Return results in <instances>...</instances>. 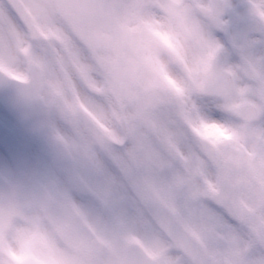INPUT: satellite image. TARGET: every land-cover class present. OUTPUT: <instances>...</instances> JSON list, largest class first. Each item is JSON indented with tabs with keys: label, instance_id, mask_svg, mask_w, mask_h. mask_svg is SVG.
I'll use <instances>...</instances> for the list:
<instances>
[{
	"label": "clouds",
	"instance_id": "obj_1",
	"mask_svg": "<svg viewBox=\"0 0 264 264\" xmlns=\"http://www.w3.org/2000/svg\"><path fill=\"white\" fill-rule=\"evenodd\" d=\"M141 2L90 81L47 40L0 42V106L52 161L0 177V264H86L80 241L103 264H264V0Z\"/></svg>",
	"mask_w": 264,
	"mask_h": 264
},
{
	"label": "snow or ice",
	"instance_id": "obj_2",
	"mask_svg": "<svg viewBox=\"0 0 264 264\" xmlns=\"http://www.w3.org/2000/svg\"><path fill=\"white\" fill-rule=\"evenodd\" d=\"M142 7L141 0H8L7 7L0 5V42L11 39L20 47L27 43L26 37L47 40L90 81L88 55L97 54L101 47L118 52L134 43L136 29L129 26V21L141 18ZM47 197L55 200L51 193ZM62 202L68 207L66 196ZM41 207L47 205L41 203ZM71 215L86 222L75 205L71 206ZM78 247L86 264H103L86 243L80 241Z\"/></svg>",
	"mask_w": 264,
	"mask_h": 264
},
{
	"label": "flooded vegetation",
	"instance_id": "obj_3",
	"mask_svg": "<svg viewBox=\"0 0 264 264\" xmlns=\"http://www.w3.org/2000/svg\"><path fill=\"white\" fill-rule=\"evenodd\" d=\"M0 125L3 131L14 130L16 132L17 139L4 140L0 135V175L8 178L16 179L17 171L13 168L18 165L16 161L10 162L7 158L12 152L18 150L23 153L24 161L22 166L26 167L32 172L34 179L44 177L48 174L51 161L50 150L44 141V146L39 147V141L32 135L25 134L18 125L5 117L0 111ZM38 143V144H36Z\"/></svg>",
	"mask_w": 264,
	"mask_h": 264
}]
</instances>
